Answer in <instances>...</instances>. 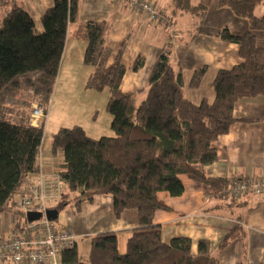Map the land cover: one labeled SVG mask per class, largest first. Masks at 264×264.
Listing matches in <instances>:
<instances>
[{
	"label": "trees",
	"instance_id": "1",
	"mask_svg": "<svg viewBox=\"0 0 264 264\" xmlns=\"http://www.w3.org/2000/svg\"><path fill=\"white\" fill-rule=\"evenodd\" d=\"M172 2L174 15L187 13L198 26L203 24L207 16L203 3ZM263 3L218 0L219 7L245 19L249 30L241 35L232 34L228 28L218 32L221 40L238 46L242 61L219 70L212 83L214 99L198 104L185 94L184 71L180 64L172 63L170 42L160 51L147 89L139 90L145 97L137 104L134 93L121 89L126 75L122 63L125 43L111 62L113 52L107 44L111 22L83 25L87 41L83 62L92 68L86 88L99 92L108 89L106 110L112 116L114 135L95 139L77 125L53 134L51 153L54 157L63 153L58 172L66 184L57 210L69 205L80 209L82 203L105 195L112 197L118 218L125 210H136L138 226L127 239L124 252L119 249L116 233H101L90 238L85 261L76 245L63 253V264H219L207 240L198 242L196 253L186 237L164 243L154 215L168 210L158 201L159 192L172 197L184 193L181 175L228 199L232 180L208 175L207 168L218 160L214 141L236 122H253L234 117L237 102L264 98V47L258 45L255 34L264 31V13L255 14ZM79 11L80 0H54L41 17L43 31H38L19 0H0V213L14 211L24 180L40 173L44 124L33 120V111L41 106L45 116L39 118L46 119L68 29L77 22ZM143 64L139 56L134 70ZM206 73V66L193 71L189 88L199 89ZM245 237L246 230L240 224L222 240L220 249ZM246 252L245 246L242 264H246Z\"/></svg>",
	"mask_w": 264,
	"mask_h": 264
},
{
	"label": "crops",
	"instance_id": "2",
	"mask_svg": "<svg viewBox=\"0 0 264 264\" xmlns=\"http://www.w3.org/2000/svg\"><path fill=\"white\" fill-rule=\"evenodd\" d=\"M19 1L23 9L34 20L37 30L43 31L41 17L53 5L54 0ZM111 2L113 3L112 7L106 4L105 10L113 14L115 20L107 40V44L113 52L112 62L117 55V44L120 46V40L118 43L115 42L119 35L118 27L120 24L138 27L139 24L143 25L144 17L130 12L124 2L121 4L112 0ZM202 2L208 3L207 0ZM213 3L216 5V0ZM82 4L83 0H80V11ZM160 10L162 11V9ZM80 11L77 22L71 24L68 29L58 73L59 80L63 79L65 81L67 76L69 78L72 74L82 75V72L86 75V69H90L89 75L92 71V68L83 62L87 46L83 25L89 21H101L83 20ZM222 11L218 23L212 27L214 32L206 35L204 47H195L199 52H194L193 46H191L188 49L178 50L172 56V63L174 65L180 64L184 71L185 94L196 104L203 99L209 101L214 99L212 83L219 70L232 68L242 61L238 46L220 40L218 32L222 28H228L232 34L241 35L249 30V24L246 20L236 17L228 9ZM261 13H264V8L258 10V14ZM167 19L169 24L165 25L164 32L166 33L168 32L167 29L172 28L174 23L177 24L171 16L168 15ZM255 34L258 45L264 47V32L257 31ZM167 42L169 41H165L161 47ZM157 51L159 52V49ZM156 58L154 57L150 68L155 65ZM122 63L126 67V75L122 81L121 89L123 92L132 93L131 89L127 88L129 67L123 60ZM204 66L207 67V73L201 87L195 90L190 89L188 85L191 73ZM85 75H82L81 83L86 81ZM145 79L147 80V74L146 78L144 77ZM143 86V83L137 82L135 88L141 90L144 88ZM208 86H211V91L209 90L206 95L205 92ZM51 106L52 103L50 109ZM234 117L236 119L253 120V122H236L230 127L226 135L220 136L214 141L213 146L217 150L218 160L207 168V173L211 176L228 178L232 180V183L237 180L257 179L264 175V98L240 100L234 108ZM47 118L48 116H46ZM59 124L60 120L53 123L55 130L52 129V132H56V130H59L58 128H61ZM90 127L92 131L89 129L86 132L92 138L98 139V136H104L100 130L95 131V127H92V125ZM59 157L63 160H55V163L47 162L41 150L40 172L45 174L57 172L64 161L63 153H59L54 159ZM180 180L184 186V193L181 196L172 197L167 192L158 193V201L162 206L168 208L167 211L159 210L154 215V223L161 227L162 241L169 243L176 237L189 238L192 241V251L196 253L198 242L207 240L210 252L218 258L219 264H242L244 247L246 246V264H264V193L260 195L250 193L242 200L235 202L230 194L228 199L220 197L216 191L194 182L188 175H181ZM206 208L207 212H203ZM66 212L67 220L63 228L71 227L78 236V252L79 241L82 238L90 239L92 236L107 232L116 233L119 249L124 251L132 230L138 226V212L136 210H125L118 218L114 215L112 197L105 195L96 196L92 202L82 203L80 209L73 206ZM240 224L246 230L245 239H236L225 248L220 249L222 240L234 232ZM11 227L9 214L0 213V229H11Z\"/></svg>",
	"mask_w": 264,
	"mask_h": 264
},
{
	"label": "rangeland",
	"instance_id": "3",
	"mask_svg": "<svg viewBox=\"0 0 264 264\" xmlns=\"http://www.w3.org/2000/svg\"><path fill=\"white\" fill-rule=\"evenodd\" d=\"M153 3L162 9L165 15L171 16L173 21H176L177 24L172 25V29H167V33L164 32L166 26L164 24L151 25L149 26L147 21L143 20V25L136 27L126 26L125 24H120L118 27V37L115 39V42L120 43V46L117 44L118 54L119 50L123 47L125 43L124 53L122 55V60L129 67L128 68V85L127 88L131 89L130 91L135 95V101L137 104L144 99L145 94L139 92V88H135L137 82L144 84V90L148 87L149 75L152 71L150 65L154 61V57H159L161 51V46L165 41H169L173 46V54H176L178 50L188 49L193 46L194 52H199L195 47H204V40L209 33H213L212 27L216 26L222 14V10L228 9L226 7H219L216 0V5H214V0H207L208 3L202 2L203 0H192L194 4L201 2L207 8V16L202 25L196 24V19L190 14H173L174 5L172 0H151ZM162 1V2H160ZM165 1V2H164ZM213 3V6H212ZM106 4L112 7L113 3L111 0H83L81 7L82 19H92L95 21L106 20L111 22L112 26L114 25L113 14L106 12ZM170 4V5H169ZM169 7L167 8V6ZM119 6V5H118ZM264 3L259 5L255 11L256 15L260 8H264ZM229 10V9H228ZM231 13L232 11L229 10ZM245 20V19H242ZM223 29V28H222ZM111 32V30H110ZM109 32V35H110ZM264 32V31H262ZM244 33V32H243ZM219 37V36H218ZM220 38V37H219ZM221 40V39H220ZM159 49V52L157 51ZM158 55V56H157ZM138 56H142L144 59L143 66L135 71L134 64ZM156 58V60H157ZM155 60V61H156ZM155 63V62H154ZM154 65V64H153ZM60 70V69H59ZM87 74L85 75L82 72V75H85L86 81L89 77V70L86 69ZM80 72V71H79ZM147 80H144V77ZM81 74H75L71 77L59 80V77L56 80V85L52 95V106L50 110L47 111L48 118H38L34 117L33 120L37 123L44 124V141L42 143V155L44 156L47 162L55 163V160L62 161V158H55L51 153V145L53 134L52 132L53 123L60 120L61 128H71L73 126H82L85 130L92 131V127H95V131L100 130L104 136H112L113 131L111 130V120L112 116L106 110V103L109 96L108 89L104 91H94L86 88V81L81 83L82 78ZM143 80V82H142ZM211 91V86H208L206 89V95L208 91ZM50 103V104H51ZM16 105V104H15ZM81 105V106H79ZM91 105V107H89ZM16 111L21 112L18 108H15ZM97 111V112H96ZM29 112V110H28ZM111 118V119H110ZM60 127V126H59ZM60 129V128H58ZM55 130V129H54ZM107 130V131H106ZM104 131V132H103ZM106 131V132H105ZM102 135V134H101ZM73 205H69L65 210L59 212L58 219L52 223L59 229H65L66 220H67V210L71 209ZM20 219V215L17 216ZM68 228V227H66ZM90 250V239L82 238L79 241V256L85 261ZM125 251V250H124ZM122 251V252H124Z\"/></svg>",
	"mask_w": 264,
	"mask_h": 264
},
{
	"label": "built area",
	"instance_id": "4",
	"mask_svg": "<svg viewBox=\"0 0 264 264\" xmlns=\"http://www.w3.org/2000/svg\"><path fill=\"white\" fill-rule=\"evenodd\" d=\"M112 1L124 2L130 12L142 15L149 25L169 24L166 15L150 0ZM33 114L38 118L45 116L39 105L35 106ZM65 191L66 184L58 171L52 174L40 172L24 180L14 211L7 212L12 227L0 229V264H63V253L76 247L78 236L71 227L57 228L46 213L57 210ZM250 193H264V175L257 179L237 180L229 189L235 202ZM29 213L41 217L30 220Z\"/></svg>",
	"mask_w": 264,
	"mask_h": 264
},
{
	"label": "water",
	"instance_id": "5",
	"mask_svg": "<svg viewBox=\"0 0 264 264\" xmlns=\"http://www.w3.org/2000/svg\"><path fill=\"white\" fill-rule=\"evenodd\" d=\"M46 216H47V218L49 220L56 221L58 219V216H59V211L56 210V209L49 210V211H47ZM28 217H29L30 220H35V219L40 218L41 215L40 214H36V213H29Z\"/></svg>",
	"mask_w": 264,
	"mask_h": 264
}]
</instances>
